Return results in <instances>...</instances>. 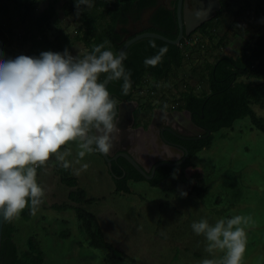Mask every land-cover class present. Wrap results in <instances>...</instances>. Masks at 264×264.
<instances>
[{"label":"rangeland","instance_id":"1","mask_svg":"<svg viewBox=\"0 0 264 264\" xmlns=\"http://www.w3.org/2000/svg\"><path fill=\"white\" fill-rule=\"evenodd\" d=\"M64 1L55 0L58 20L73 35L81 17L77 13L64 15ZM257 1L228 0L229 8L222 10L219 23L207 38L203 36L202 49L195 41L197 32H193L183 46L186 57L176 76L157 80L145 74L133 94L138 102L139 123L148 124L158 108L176 109L182 90L190 88L200 93L206 89V61L220 54L236 56L246 35H255V44L261 42L257 30L264 27V1L256 14ZM4 2L0 0V48L15 57L19 54L23 21L30 23L46 0H39L25 20L21 19V6L10 3L5 10L1 7ZM241 27H246L249 34H244ZM55 32L49 34L53 36ZM72 47L73 54L85 50L82 42H75ZM254 109L264 117V108ZM212 135L211 145L198 150L187 168L189 174L197 172L201 184L208 186L205 193L198 195H178L146 179L129 181V192H115L114 179L104 158L95 151L78 158L77 142H67L60 151L71 149L66 158L71 161L72 175L87 197H92L84 207L97 214L105 239L126 257L121 259L108 249L89 246L78 229L74 211L50 207L67 201L70 189L59 180L50 163L37 168V179L46 190L38 211L29 219L21 213L13 219V240L18 251L27 249L26 239L31 235L40 243L43 264H198L205 257L219 259L224 250L208 251L206 237L193 231L192 222L206 217L214 224L222 217L242 213L248 217L244 224L248 241L242 264H264V134L252 128L249 118L244 117ZM84 162L89 165L86 169L81 167Z\"/></svg>","mask_w":264,"mask_h":264},{"label":"trees","instance_id":"2","mask_svg":"<svg viewBox=\"0 0 264 264\" xmlns=\"http://www.w3.org/2000/svg\"><path fill=\"white\" fill-rule=\"evenodd\" d=\"M1 3L3 9H7L10 3L21 6L23 11L21 19L29 17L39 0H3ZM220 8L216 11L214 17L202 22L196 30L202 35L207 36L214 30V26L219 23L221 12L229 8L228 0H219ZM264 0L256 2V11L263 6ZM155 0H94L91 6L80 5L79 16L81 21L76 27V32L69 35L61 26L55 7V0H46V5L34 16L32 21L26 24L24 21L23 32L18 53L29 55H38L42 50L63 51L65 47L73 54V44L82 42L85 46L83 52L76 55L83 58L88 52L93 50L94 45L108 41L105 47L111 48L117 53L121 43L115 27L117 23L125 21L126 12L139 11L142 8L153 5ZM263 8V7H262ZM61 10L64 15L77 13L75 0H66L61 3ZM239 14V10L236 12ZM264 13V11H263ZM264 15V14H263ZM153 22L156 26L148 29L174 39L177 36V18L175 11L160 6L155 11ZM244 34H249L246 27H241ZM174 30V31H173ZM53 33V36L49 32ZM261 42L254 43L253 34L246 35L243 43L239 47L236 56L229 54H220L212 61H206L203 65V71L206 74V89L200 93L187 88L179 93L178 109H184L194 114V117L204 127L211 129V133L199 140H190L186 142L189 149V155L193 156L203 147H208L212 143L213 132L222 127H231L238 118L248 117L252 128L261 131L264 134V117L259 115L254 106L264 108V27L261 31L258 29ZM184 36L179 44H172L155 37H143L131 43L126 50V59L124 64L131 70L132 87L128 93L122 91L123 79L109 81L107 87L117 102L133 99L134 89L139 86L145 74H150L154 79H169L176 76V70L180 68L186 57L183 46L191 36ZM150 40H155L156 47H152ZM222 41V39H219ZM198 43L202 49V43ZM166 44L168 51L161 62L152 65H145V57L154 55L159 46ZM11 56V55H6ZM12 57V56H11ZM102 77L105 74H101ZM138 107L134 114L137 115ZM202 114V116H201ZM95 152L99 153L98 150ZM186 161L181 166H159L151 179H146L150 184L162 188L171 189L175 194L186 195L195 193H205L208 186L201 184V177L197 172L189 174L184 170L191 165ZM52 164L53 170L58 173L62 183L70 187L67 194V201L59 204H51L50 207L58 210L72 209L74 211L78 229L85 242L93 248L108 249L114 256L125 258L126 255L105 239L99 217L94 212L84 207V204L90 203L92 197H87L85 190L78 185V181L72 175L71 165L68 168L62 166V161L52 154L49 159L37 165V168ZM114 191L129 192L128 180L145 179L126 159L119 158L111 162ZM173 170H177L183 176L185 187L173 185L166 180ZM30 205L26 206L21 215L24 219H29L31 212ZM16 226L13 220H3L2 237L0 245V264H43L44 253L40 243L34 236H28L26 239L27 249L18 251L16 243L13 240V233Z\"/></svg>","mask_w":264,"mask_h":264},{"label":"clouds","instance_id":"3","mask_svg":"<svg viewBox=\"0 0 264 264\" xmlns=\"http://www.w3.org/2000/svg\"><path fill=\"white\" fill-rule=\"evenodd\" d=\"M93 3L75 0L77 14L80 5ZM107 43L94 45L83 58L67 47L15 57L6 56L0 48V219L11 221L29 205L36 214L46 191L37 179V165L55 153L68 168L71 161L66 157L71 149L60 151L62 145L76 141L78 158H83L96 150L108 153L118 139L117 101L107 84L123 79L122 91L128 93L131 70L124 64L126 53L117 54L105 47ZM149 43L156 47L155 40ZM167 51L166 44L159 46L154 55L145 57V65L155 66ZM88 166L87 162L81 165ZM247 222L242 213L222 217L214 224L206 217L194 220L191 227L206 237L207 250H224L219 259L205 257L198 264H242Z\"/></svg>","mask_w":264,"mask_h":264},{"label":"water","instance_id":"4","mask_svg":"<svg viewBox=\"0 0 264 264\" xmlns=\"http://www.w3.org/2000/svg\"><path fill=\"white\" fill-rule=\"evenodd\" d=\"M157 6L158 4L148 8L143 13V26L138 27L136 31L131 32L126 37H124L117 50V54H119L121 51L124 52L131 43L143 37H155L172 44H179L184 36L189 35L202 22L214 17L216 10H218L221 5L219 0H202V5H198L197 7L191 9L188 6L187 0H176L175 5H170V9L175 10L177 18V36L174 39L167 38L166 36L156 32L142 31L144 27L148 26L146 21L148 20L152 12L157 8ZM118 27L119 24L117 23L115 30L118 29ZM137 104L138 102L134 99L122 100L117 102V116L119 127L118 139L114 141L113 147L108 153H104L98 150L99 154L104 158L113 177L114 175L112 172L111 162L118 156L124 157L141 175H143L145 179H150L153 176L155 167L160 165L175 164L171 161L158 162L152 167L151 172L148 174L147 169L142 166L138 162V160L130 153V147L132 145V141L134 140V129L132 128V124L134 122V109ZM159 112L162 113L165 118L171 117V120L168 121L167 129L170 131L172 130V132L175 131L176 133L181 134L184 137L196 136L197 138H202L208 136L211 133V129L203 128L195 124L192 121V115L187 110L166 112L160 109ZM155 115L156 114L154 112L151 123H155ZM184 127H190L191 132L188 134L185 131L179 129H184ZM119 142H124V144L120 145L118 144ZM116 149H118L117 152L115 151ZM2 225L3 220L0 219V245L2 237Z\"/></svg>","mask_w":264,"mask_h":264},{"label":"flooded vegetation","instance_id":"5","mask_svg":"<svg viewBox=\"0 0 264 264\" xmlns=\"http://www.w3.org/2000/svg\"><path fill=\"white\" fill-rule=\"evenodd\" d=\"M189 8L193 9L197 7L198 5H202V0H187ZM176 0H155V3L153 5L147 6L145 8H142L139 11H128L126 12V18L125 21L122 23H118L119 27L116 29L117 33L119 34L120 38L118 40V43H121L129 33L134 32L138 29V27L143 26L142 19H143V13L150 7L158 4L157 8L160 6H164L169 10L170 5H175ZM157 8L152 12V14L149 16L148 20L146 21L147 27H144L142 31H149L151 27L156 26L153 22V17L155 14V11ZM172 11H175L174 9ZM217 11V10H216ZM197 29V28H196ZM194 30L191 33L198 32V30ZM174 31V30H173ZM177 109V107H175ZM136 109V107H135ZM134 109V112H135ZM176 109H172L166 112H172L177 111ZM159 108L157 110H154L151 115V119L149 123H139L137 121L136 114H134V122L132 124V128L134 129V132H139V135L134 134V140L132 141V145L130 147V153L138 160V162L144 166L147 169V173L149 174L151 172L152 167L158 163L163 161H171L175 164L173 165H166V166H181L183 165L187 160L191 163L192 156L189 155V149L186 145V142H189L190 140H199L202 138H197L196 136L193 137H184L181 134L176 133L175 131L172 132V130H168V119L164 118L161 120H158L160 115L163 116L162 113L159 112ZM163 110V109H162ZM184 110V109H183ZM165 111V110H164ZM155 112V120L157 122L164 121L161 123H151V120L153 118ZM192 115V121L197 124L200 127H204L202 124L198 122V120L194 117V114L189 112ZM166 121V122H165ZM182 131H185L186 133L191 132L190 127H184V129L179 128ZM147 136V137H145ZM206 137V136H205ZM118 144L123 145L124 142H119ZM116 152L118 149L115 150ZM114 151V152H115ZM182 152V156H177L175 154H178ZM194 155V154H193ZM121 156H118L116 159H119ZM124 158V157H121ZM125 159V158H124ZM165 166V165H160ZM190 166V165H189ZM112 167V166H111ZM159 166L155 167L153 175L156 171V169ZM187 167L184 168V170L187 172ZM176 172V175L174 176L173 173ZM153 177V176H152ZM151 177V178H152ZM150 178V179H151ZM166 183H172L173 185L185 187V182L183 179V176L178 173L177 170H173L170 174V176L165 179Z\"/></svg>","mask_w":264,"mask_h":264},{"label":"built area","instance_id":"6","mask_svg":"<svg viewBox=\"0 0 264 264\" xmlns=\"http://www.w3.org/2000/svg\"><path fill=\"white\" fill-rule=\"evenodd\" d=\"M196 33V32H195ZM197 34H198V38L197 39H195V41L196 42H200V43H202V46H203V36H205V35H202L199 31L197 32ZM206 37V36H205ZM207 38V37H206ZM188 40L189 39H187V42H188ZM186 42V43H187Z\"/></svg>","mask_w":264,"mask_h":264},{"label":"bare ground","instance_id":"7","mask_svg":"<svg viewBox=\"0 0 264 264\" xmlns=\"http://www.w3.org/2000/svg\"><path fill=\"white\" fill-rule=\"evenodd\" d=\"M164 118V115L163 116H161L160 115V117H159V119L158 120H161V119H163ZM166 119H168V120H171V117H168V118H166ZM161 122H164V121H159V122H157V120H155V123H161ZM166 122V121H165Z\"/></svg>","mask_w":264,"mask_h":264},{"label":"crops","instance_id":"8","mask_svg":"<svg viewBox=\"0 0 264 264\" xmlns=\"http://www.w3.org/2000/svg\"><path fill=\"white\" fill-rule=\"evenodd\" d=\"M63 147H64V145H62ZM106 163V162H105ZM71 165V164H70ZM107 165V164H106ZM72 167V166H71ZM77 179V178H76ZM60 180V179H59ZM131 180H133V179H130V180H128V185H129V181H131Z\"/></svg>","mask_w":264,"mask_h":264}]
</instances>
